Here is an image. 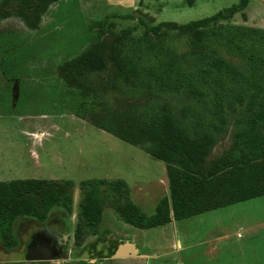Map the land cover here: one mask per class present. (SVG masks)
Masks as SVG:
<instances>
[{
    "label": "rangeland",
    "instance_id": "rangeland-1",
    "mask_svg": "<svg viewBox=\"0 0 264 264\" xmlns=\"http://www.w3.org/2000/svg\"><path fill=\"white\" fill-rule=\"evenodd\" d=\"M241 2L0 0V86L3 69L14 84L0 100V186L47 180L21 196L22 214L0 205L2 264H22L15 252L32 230L60 221L72 232L63 256L40 264H95L117 242L133 244L129 236L149 239L145 264H264V196L145 234L121 218L130 205L151 217L170 195L166 164L142 150L156 149L164 114L191 139L213 140L194 172L219 168L193 213L257 146L254 162L264 160V0Z\"/></svg>",
    "mask_w": 264,
    "mask_h": 264
},
{
    "label": "trees",
    "instance_id": "trees-1",
    "mask_svg": "<svg viewBox=\"0 0 264 264\" xmlns=\"http://www.w3.org/2000/svg\"><path fill=\"white\" fill-rule=\"evenodd\" d=\"M245 0L240 3L245 7ZM196 35L199 32L195 33ZM114 64L121 68L122 64L117 54L112 55ZM94 70L103 68L101 60L94 59ZM92 66V63H91ZM99 129L105 130L115 136L116 132L107 130L103 126L96 125ZM159 138L157 147L147 148L142 146L148 155L154 160L164 162L169 185V196L158 202L155 213L147 217L136 205H130L121 211L123 222L137 229H151L169 223L172 215L176 220L194 217L209 211L226 208L230 205L264 196V160L254 162L259 158L260 148L257 146L252 150L253 160L249 163H240L231 168L225 174V184L214 199L204 203V208L197 213L192 212V203L203 194L210 179H212L219 168V164L211 166L207 176H200L195 173V168L203 165L209 154V147L213 144L212 138L202 136L191 139L187 133L176 126L171 115L164 114L158 123ZM126 143L136 145L127 138L118 136ZM177 160V164L174 162ZM175 165V173L180 183L174 178L169 169ZM221 166V165H220ZM47 180L18 179L12 180L0 186V205L4 206L7 213L16 216L23 213L20 207V198L25 194L38 193L44 189ZM202 192V193H201ZM172 214V215H171ZM87 222L91 221L90 214H84ZM76 236L81 234V227H77ZM118 244L115 246L117 248ZM114 252L105 256L99 254L96 258H112Z\"/></svg>",
    "mask_w": 264,
    "mask_h": 264
},
{
    "label": "flooded vegetation",
    "instance_id": "flooded-vegetation-1",
    "mask_svg": "<svg viewBox=\"0 0 264 264\" xmlns=\"http://www.w3.org/2000/svg\"><path fill=\"white\" fill-rule=\"evenodd\" d=\"M2 66V65H1ZM10 65H6L5 70H9L8 67ZM4 72V83L0 86V100L7 99L9 91L12 90V87L14 86L13 84V78L10 77L8 73H6L3 69ZM10 107V106H9ZM72 232L67 231V225L60 221L56 223V226L50 227V226H43L42 228L36 227L35 229L32 230L31 234L29 235V238L27 241H24L22 246L18 248V250L15 252L17 255L21 256V260L19 263L22 264H40V263H55L60 260V258L63 256V251L67 247V243L69 240V237L71 236ZM36 236V237H35ZM36 238V247L35 249L38 250L39 252H45L47 251V254L53 255L56 254L58 257L55 260H42V261H29L26 259V256L28 252H30V243L33 240V238ZM133 240V239H132ZM118 241H121L118 240ZM134 241V240H133ZM117 250L119 246L122 244L120 242H117ZM110 246V245H109ZM44 250V251H43ZM14 250H11L12 253ZM5 256L10 253V251H7L3 249L1 251ZM33 254H37L35 251H33ZM115 254V253H114ZM45 256V255H44ZM112 258H107V259H113ZM0 264H2V261L0 260ZM107 264H112V263H107Z\"/></svg>",
    "mask_w": 264,
    "mask_h": 264
},
{
    "label": "crops",
    "instance_id": "crops-1",
    "mask_svg": "<svg viewBox=\"0 0 264 264\" xmlns=\"http://www.w3.org/2000/svg\"><path fill=\"white\" fill-rule=\"evenodd\" d=\"M99 130H102V129H99ZM102 131H104V130H102ZM42 132V131H41ZM105 132V131H104ZM39 133V132H38ZM107 133V132H106ZM109 134V133H108ZM111 135V134H110ZM113 136V135H112ZM116 138V137H115ZM166 178H167V175H166ZM166 183H168V180H167V182ZM164 197H168V195H166V196H164ZM163 197V198H164ZM158 203V202H157ZM156 206H157V204H156ZM145 214V213H144ZM204 214V213H203ZM146 215V214H145ZM172 215V214H171ZM198 216V215H197ZM147 217H149V216H147ZM195 217V216H194ZM190 218H192V217H190ZM185 219H189V218H185ZM185 219H181V220H185ZM181 220H176L174 217H173V215H172V219H171V221L169 222V223H167V224H165V225H162V226H158V227H155V228H151V229H156V228H165L166 226H173V224H175L176 222H179V221H181ZM125 226H128L129 228H134V227H132V226H130V225H127V224H124ZM127 227V228H128ZM135 229H137V228H135ZM138 230H140V231H142V232H140V233H144L143 231L145 230H149V229H138ZM145 234V233H144ZM142 235V234H141ZM129 237H131L132 239H133V237L132 236H129ZM120 239H123V237H120ZM134 240V239H133ZM149 239H147V240H144V242H141V243H139V244H137L136 242H135V240L133 241V244H131L132 245V247H133V249L135 250V256H132V257H123V258H116L117 260H119V261H128V260H131V259H134L135 261L137 260V261H140V262H142L143 264H145V262H143V260L141 261V260H139L138 259V254H141L142 256H146V257H148V256H151L152 254H150V253H154V251L152 250V248L150 247L149 248V242L150 241H148ZM122 244V243H121ZM140 244H142V245H140ZM177 245L178 244H176L175 243V245H174V250H177ZM179 247H180V244H179ZM144 252V253H143ZM150 254V255H149ZM157 256V255H156ZM112 260H115V259H107V258H101V259H98L97 261H95L94 263L95 264H107V263H112L111 261ZM146 260V259H145ZM144 260V261H145ZM148 260V259H147Z\"/></svg>",
    "mask_w": 264,
    "mask_h": 264
},
{
    "label": "water",
    "instance_id": "water-1",
    "mask_svg": "<svg viewBox=\"0 0 264 264\" xmlns=\"http://www.w3.org/2000/svg\"><path fill=\"white\" fill-rule=\"evenodd\" d=\"M36 237V236H35ZM33 238V240L30 243V252H28L26 259L29 261H42V260H55L58 257L56 254L49 255L47 254V251L45 252H39L35 249L36 247V238ZM33 251H35L37 254H33ZM44 251V250H43ZM45 255V256H44ZM129 256H135V250L133 249L132 245H128V243L122 244L119 246L118 250L114 254V258H123V257H129Z\"/></svg>",
    "mask_w": 264,
    "mask_h": 264
}]
</instances>
